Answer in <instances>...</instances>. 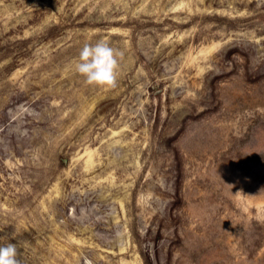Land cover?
<instances>
[{
  "label": "rangeland",
  "instance_id": "374dc122",
  "mask_svg": "<svg viewBox=\"0 0 264 264\" xmlns=\"http://www.w3.org/2000/svg\"><path fill=\"white\" fill-rule=\"evenodd\" d=\"M124 51L86 85L85 43ZM21 264H264V0H0V244Z\"/></svg>",
  "mask_w": 264,
  "mask_h": 264
},
{
  "label": "clouds",
  "instance_id": "9594fccd",
  "mask_svg": "<svg viewBox=\"0 0 264 264\" xmlns=\"http://www.w3.org/2000/svg\"><path fill=\"white\" fill-rule=\"evenodd\" d=\"M124 56V51L101 38L95 43L84 44L74 68L86 85L112 88L117 84ZM0 264H21L17 244H0Z\"/></svg>",
  "mask_w": 264,
  "mask_h": 264
}]
</instances>
